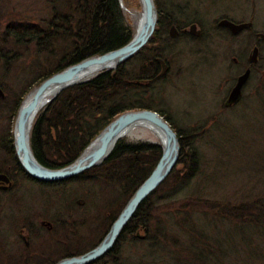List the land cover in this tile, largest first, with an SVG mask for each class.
Returning <instances> with one entry per match:
<instances>
[{"label":"trees","instance_id":"1","mask_svg":"<svg viewBox=\"0 0 264 264\" xmlns=\"http://www.w3.org/2000/svg\"><path fill=\"white\" fill-rule=\"evenodd\" d=\"M134 2L139 10L138 0ZM126 5L129 7V3ZM49 6L46 19L35 23L12 20L0 34V64H5L8 70L17 65L16 69L26 70L23 65L28 59L34 68L58 65L38 77L36 85L87 57L125 46L134 35L117 0H52ZM140 56L142 53L136 57ZM139 62L136 72L130 70L129 60L116 70L67 88L41 110L31 138L37 160L53 169L65 167L115 117L129 110L150 109L151 105L141 103L144 98L157 95L159 84L153 83L151 77L139 75L146 61ZM138 79L150 82L141 86L135 83ZM261 84L264 91V81ZM257 102L264 104V92ZM169 124L177 131L172 122ZM204 125L190 129L187 134L177 132L181 150L176 166L181 168L175 166L138 206L112 248L89 264H264V186L254 184L245 191L237 189L243 198L236 201L234 196L216 193L210 183H203L205 174L213 171L211 158L206 154L210 148L203 140ZM38 128L45 131L42 143ZM40 152L54 163L43 162ZM159 157L157 144L120 139L100 166L83 173H95L111 187L106 189L108 194L98 196L105 199L100 212L106 216L117 205L120 211L150 175ZM18 169L21 170L20 165ZM115 217L110 215L111 223ZM95 221L90 218L81 229ZM108 228L103 230L104 235Z\"/></svg>","mask_w":264,"mask_h":264},{"label":"rangeland","instance_id":"2","mask_svg":"<svg viewBox=\"0 0 264 264\" xmlns=\"http://www.w3.org/2000/svg\"><path fill=\"white\" fill-rule=\"evenodd\" d=\"M50 1L52 0H0V34L4 32L6 26L12 20L35 23L46 19L48 10L50 9ZM54 1L57 2V0ZM128 3L130 9L127 10L128 12L125 11L126 20L136 31L137 16L140 14V9L135 8L134 0H128ZM225 9L227 10L225 15L228 17L252 23V25L246 27V29L251 28V30L245 36L240 39H234L238 43V46H232L231 43L227 46H224V43L216 44L206 55L196 58L187 57L186 60H180L184 66L183 73L177 79L176 76L178 75L172 76L174 85L171 88L163 84L159 85L156 93L160 91V96L157 97L158 95L153 94L152 97L144 98L141 104L144 106L151 105L150 109L146 110L160 111L172 118L174 127L177 128V132H180L181 135L182 133L187 134L190 129L199 126V121L203 122V120H207V122L201 124H205L204 127L206 126L203 140L205 146L211 149V152H208L210 150L208 149L206 154L211 158V168L213 171L205 174L206 179L203 183H210L213 186L212 190L214 192L225 193L230 197L234 196L235 199L233 200L238 201L243 198V194L237 189L245 191L246 188L254 184L261 188L264 186V104L258 105L256 100V97L261 96L264 92L263 85L261 84L262 79H264V39L258 38L254 42L251 35L252 31L256 32L257 35H264V0H229L228 6ZM211 11L206 10L208 17ZM254 45L259 49V61L257 65L253 63L255 69L253 70L249 85L244 90V101L242 104H238L239 106L236 105L231 109H223L220 101L226 97V93L231 88V80H234L237 75H240L244 71L245 62L248 56H250ZM235 57H238V63L233 61ZM26 61L24 65L22 64L24 69H26L24 71L16 69L15 67H19L18 65L9 68V70L7 68L3 69L0 65V182L2 184L5 183L2 180L3 177L7 179L6 174L12 177L16 173H20L17 157L7 150V141L12 140L14 137V124L18 109L28 93L42 83L36 85L38 83L36 80H39L38 77L47 73L51 68L54 70L55 67H58L57 64H51V66L44 64L42 67L38 66L34 68L31 65L34 64L33 62L31 63L29 59ZM139 65L140 63L137 66L135 65L133 69L139 67ZM53 99L50 98L42 110L53 102ZM136 110H143V108L129 111ZM46 115L47 112H45L44 117ZM209 117L211 118L209 119ZM32 129L30 131V145ZM38 129V136H40V143H42L44 142L43 134H45V131L41 128ZM102 131L92 137L84 149ZM133 134L134 138L125 137L122 139H125L129 143L159 144L157 136L148 128H136ZM33 154L35 153L33 152ZM39 155L43 162L54 163V160L51 157H46L44 153L40 152ZM39 163L45 166L41 161ZM180 168L181 166L179 165L176 169L179 170ZM90 169L88 170L90 171ZM218 169H220V172L215 174ZM23 171L27 175L22 174V172L16 178L13 176L16 182L15 185L3 186H5V189L9 188L4 193L6 194L5 196L20 203L19 205L24 212H38L40 206L37 205L44 202L43 196L46 195L51 201L52 214H59L61 215L60 218L63 219V213L57 207L62 201L61 198L65 196L63 199L67 201L68 204L66 202L65 204L67 207L69 205L68 209L71 212V214L66 213L70 216L72 223L70 225L71 230L67 233L68 237H73L70 240V244L76 238L83 237V240H75L69 248H66L62 254L63 256L70 254L69 258L77 257L97 246L104 236L103 230L110 227V215L114 214L117 217V213L123 209L119 211L118 205L114 206V208L112 206L111 208L114 211L111 210L106 216L99 214V219L103 220L98 229L93 224L82 230L81 228L84 225L82 224L83 220H87L88 217H96L97 207L102 206V203L100 205V201L98 200L104 197L101 196L99 198L98 196L100 194H108L106 189H111L110 185L97 178L95 173L87 175L81 173L80 179L75 176L72 177L74 180L68 178V180L64 179V181L51 182L37 180L24 169ZM208 178H210L209 181ZM45 185H49L50 189H46ZM45 191H49V193ZM116 193L118 192L116 191ZM55 198L59 200H52ZM230 244L235 246L234 243ZM240 255L243 260L246 259L243 253H240ZM59 256L60 254L55 255L53 258L54 264L60 261L56 262L60 258Z\"/></svg>","mask_w":264,"mask_h":264},{"label":"flooded vegetation","instance_id":"3","mask_svg":"<svg viewBox=\"0 0 264 264\" xmlns=\"http://www.w3.org/2000/svg\"><path fill=\"white\" fill-rule=\"evenodd\" d=\"M228 2L229 0H154L158 14L156 28L147 48L143 50L142 56L133 58L131 71L136 72V68H133L141 63L139 62L141 59H144L146 62L139 69V75L151 77L153 78V83L163 84L171 88L174 85L172 76L178 75L176 76L177 79L183 73L182 60H186L187 57L196 58L206 55L216 44L224 43V46H227L231 43L232 46H238L234 39H240L245 36L251 28L243 29L233 34L223 24L225 21L235 25L245 23L225 15L227 11L225 8L228 6ZM206 10H212L209 17L206 15ZM172 29L174 30L171 31ZM251 35L255 42L258 39L257 33L252 31ZM237 58L233 59L236 63L239 62ZM161 61L167 67L165 74H161ZM178 61L180 62L178 63ZM254 66L250 65L248 60L245 62L244 70L248 67L251 69L247 82L252 77ZM237 77L231 84V88L234 86ZM149 82V79L135 80V83L141 86H146ZM245 89L246 86L242 89V95ZM157 95V97L160 96V91ZM228 108H231V106ZM7 145V150L16 157L13 139L7 141ZM17 163L19 165L18 160ZM20 173L27 175L22 168ZM20 173L13 175L14 178L18 177ZM13 176L6 174L7 179L4 178L2 180L7 184L0 182V264H54L53 258L58 254H60V258L56 262L69 258L70 254L62 255L66 248H69L74 242L70 244V240L73 237L71 236L70 238L67 235L68 231L71 230L70 225L72 223L70 216L67 215L71 214V212L68 209L69 205L67 207L65 204L67 201L63 199L65 196L61 198L62 201L57 207L63 213V219L60 218L61 215L59 214H52L51 201L46 195L43 196L44 202L37 205L40 206L38 212H24L19 205L20 203L13 201L12 198H8L4 194L9 189H5V186L16 184ZM45 186L46 189H50L49 185ZM45 192L49 193V191ZM103 198L101 197L98 200L100 205ZM52 200L57 201L59 199L55 198ZM102 207H97L96 217H92L96 220L94 225L97 229L101 224L100 220H102L99 219V214H102L100 212ZM90 218L83 220L82 224L86 225Z\"/></svg>","mask_w":264,"mask_h":264},{"label":"water","instance_id":"4","mask_svg":"<svg viewBox=\"0 0 264 264\" xmlns=\"http://www.w3.org/2000/svg\"><path fill=\"white\" fill-rule=\"evenodd\" d=\"M140 3L142 10L138 30L135 37L127 45L100 56L84 59L44 80L38 87L28 93L17 112L13 138L16 157L22 168L30 176L42 181L53 182L72 178L100 165L109 156L115 143L122 138L126 131L133 127L146 125L148 128L155 130V133L160 137L161 154L156 166L128 200L104 239L94 249L77 257L60 260L56 264H89L107 253L138 206L168 177L178 159L180 144L177 134L167 121L151 110L127 111L119 115L84 149L73 163L61 169H50L41 165L33 156L30 148L29 133L36 115L44 106L47 95L56 91V94L51 97L53 99L68 87L82 84L103 71L116 69L150 39L156 24L155 6L153 0H140ZM223 24L227 25L233 33L250 26L249 24L233 26L229 22ZM257 52V48L252 50L249 56L251 63L256 61ZM249 72L247 70L238 77L227 104L239 101L241 88L247 81Z\"/></svg>","mask_w":264,"mask_h":264},{"label":"bare ground","instance_id":"5","mask_svg":"<svg viewBox=\"0 0 264 264\" xmlns=\"http://www.w3.org/2000/svg\"><path fill=\"white\" fill-rule=\"evenodd\" d=\"M56 94V91H53V92H51L49 95H47V97H46V99H45V101H44V105H46L48 102H49V100H50V98L53 96V95H55ZM139 127L140 128H148L146 125H144V126H136V127H133V128H131L130 130H128V131H126L125 133H124V135L122 136V138H125V137H127V138H134V134H133V131H134V129H139ZM148 129H150V128H148ZM151 131H153V133L157 136V138L159 139V141H160V137L155 133L156 131L155 130H153V129H150ZM161 142V141H160Z\"/></svg>","mask_w":264,"mask_h":264}]
</instances>
